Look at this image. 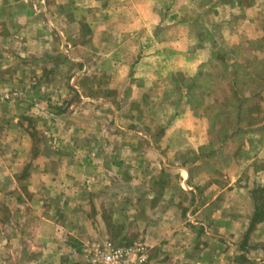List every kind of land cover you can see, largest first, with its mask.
<instances>
[{
    "label": "rangeland",
    "instance_id": "374dc122",
    "mask_svg": "<svg viewBox=\"0 0 264 264\" xmlns=\"http://www.w3.org/2000/svg\"><path fill=\"white\" fill-rule=\"evenodd\" d=\"M189 1L187 4L186 0H0L1 120L9 121L4 115H15L17 126L26 131L19 130L20 134L28 136L32 144L21 176L43 166L44 179L53 180L51 170H55L57 158L70 143L64 138L80 135L74 120L89 113L88 108L84 106L81 111L79 106L94 103L98 98H102V103L106 98L111 99L115 107L123 109L122 121L128 128L124 134L130 136H136L141 127L162 137L174 130L171 122L176 118L190 122L192 130L175 128L178 131L171 134L174 138L171 151L166 143L157 145L171 152L173 163L189 167V177L200 173L207 182L216 176V165L228 168L233 154L243 160L259 153L258 145L264 143L260 139H264V16H257L250 42L235 43L229 35L223 37L231 20L221 27L223 33L219 31L224 23L215 22L212 13L217 10L209 7L210 3L214 7V1ZM253 1L242 0L241 4L249 7L248 2ZM258 1L264 6V0ZM190 7L192 14H188ZM178 9L181 15L173 14ZM150 34L167 47L164 54L172 56L173 62L184 64L187 56L193 58L194 65L185 66L194 74L185 71L179 78L166 79L145 91L138 90L140 80L135 68L145 50L143 41H151ZM192 35L200 36L202 47L198 43L192 46L185 43ZM173 40L178 42L176 46L170 45ZM113 44L118 45L117 49L112 48ZM110 50L123 52L129 60L125 71L120 70L125 79L114 88L119 92L104 89L108 82L106 75L119 66L117 62L111 64L115 56ZM146 50L150 49L146 47ZM102 112L106 114V122L92 129L93 132L83 129L94 134L92 143L85 140L81 146L104 156L100 161L83 160V164H90L85 167V174H75L79 189L93 197L86 208L91 214V224L82 223L81 216L75 223L63 215V210L56 212L55 205L70 197L60 192L61 189L58 193L51 187L48 198L44 197L51 214L56 212L59 226L65 228L66 234L73 235L69 239L74 241L77 237L70 243L71 249H66L64 241L61 243L65 248L57 257L58 264H85V247L101 243L131 251L133 264L152 263L158 256L154 252L150 254L143 239H139L135 218L141 216V211L155 216L153 206L159 195L154 191L157 163L152 158L147 160L146 174L145 170L140 174L135 171L134 159L124 164L134 168L130 175L119 176L110 168L89 170L101 162L113 168L121 160L111 150L121 149L120 144L107 142L119 135L113 126L115 117ZM98 117L99 113L94 118ZM189 133L207 141L201 146L189 144L185 148ZM19 147L22 149L23 144ZM109 150L113 155L105 160ZM262 190L254 191V213L260 215L264 214ZM251 224L249 229L256 225L251 228ZM89 226L94 231L91 237L87 232ZM235 260L241 264L255 263L250 259Z\"/></svg>",
    "mask_w": 264,
    "mask_h": 264
},
{
    "label": "crops",
    "instance_id": "0c3cea01",
    "mask_svg": "<svg viewBox=\"0 0 264 264\" xmlns=\"http://www.w3.org/2000/svg\"><path fill=\"white\" fill-rule=\"evenodd\" d=\"M211 1L216 3L214 7L213 3L209 4L211 9L217 10L212 13L215 22L224 23L219 26V31L231 20L228 27H225L226 32L220 31L223 37L229 35L235 43L250 42L253 39L252 27L256 23V18L258 15L264 16V6L260 5L258 0L248 2L249 7L243 6L242 0ZM190 2L186 0L187 4ZM190 9L191 7L188 14H192ZM175 13L181 15L179 9L173 14ZM232 19H237L238 22L232 23ZM157 23L160 24V21ZM246 28L249 30H245ZM145 33H148L146 29ZM197 37L192 35L186 38L185 43L191 46L194 43H202L200 36ZM150 38V42L143 41L142 48L145 50L135 68L140 80L138 90L145 91L166 79L179 78L180 73L185 71L194 74L185 66L188 63L194 65L193 58L186 55L184 64L173 62L172 56L164 54L167 47H163V44L157 41V36L155 38L150 34ZM175 43L178 42L173 40L170 45L176 46ZM199 46L202 47L200 44ZM116 47L118 45L113 44L112 48L117 49ZM146 47L150 50H146ZM157 48L161 49L154 52ZM110 51L111 55L115 56L111 64L117 62L119 66L115 67V72L106 75L108 82L104 89L107 92L118 90L114 89L115 85L125 79V74L121 71H125L129 62L123 52ZM100 100L102 98L93 100L94 103L79 106L81 111L84 106L88 108L89 113L74 120V123L79 125L76 129L80 135L75 134L74 139L68 135L69 138H64L65 142L70 143L64 146L65 150L62 149L57 158L55 170H51L53 180L44 179L46 170L43 166L30 169L25 176L20 175L24 162L27 163L31 154L32 144L28 136L21 135L25 130L17 126L15 115L12 116L11 113L4 115L3 118L9 121H2L0 111V120L3 123L0 125V264H58L57 257L61 256L63 248L71 249L70 243L77 240V237H74L76 239L71 241L69 238L73 235L66 234L65 228L59 226L61 222L55 219L56 212L60 210L75 223L79 222L78 218L81 216L82 223L91 224V214L86 208L90 206L93 197L79 189V179L75 174L77 172L82 176L85 174V167L90 164H83V160L96 158L100 161L104 156L102 152L87 151L81 146L85 140L92 143L91 135L94 134L83 132V129L93 132L92 129L98 128L103 121L106 122L103 110L115 117L113 126L119 135L114 139H107V142L120 144L121 149L111 150H114V154L119 155L121 160L120 164L113 168L101 162L100 166H90L89 170L96 167L107 171L110 168L119 176L123 173L130 175L134 168L124 164L126 160L134 159L135 171L140 174L145 170L146 174L147 160L151 161L152 158L157 163V167L155 164L152 165L158 170L154 176V191L159 194L157 203L153 206L155 216L152 213L145 215L141 211V216L135 218L139 224V239H143L150 254L154 252L158 256L152 263L149 261L146 264H241L235 260L236 258L250 259L255 262L253 264H264V220L249 229L256 203L254 191L258 188L264 189V143L258 145L259 153L250 154L248 159L238 160L239 157L233 154L229 157L232 161L229 162L227 169L215 163L216 176L212 177L213 179L210 177L206 182L202 180L205 176L200 173L189 177V167L173 163V155L169 152L173 146L171 140L174 139L171 134L179 128L192 130L190 122L176 118L171 122L174 130L162 137H157L155 133L141 127L135 132L136 136H130L124 134L128 128L122 121L123 109L115 107L111 99L106 98L104 103ZM97 113L100 122L94 118ZM19 130H22L21 134ZM191 133L188 134L190 138L185 148L189 144H195L193 147L201 146L207 141V138ZM161 143L169 145L166 147L168 152L157 146ZM21 144L23 147L19 150ZM255 144L257 146L256 142ZM107 153L110 155L105 160L111 159L113 155L110 150ZM88 154L94 157H89ZM190 169L192 170L191 167ZM51 187L58 193L61 189L60 192L70 196L55 205L58 209L54 215L51 214L49 203L44 202V197L48 198L47 194ZM87 232L91 237L94 233L92 226H89ZM63 241L65 247L61 246Z\"/></svg>",
    "mask_w": 264,
    "mask_h": 264
},
{
    "label": "built area",
    "instance_id": "2783aa9c",
    "mask_svg": "<svg viewBox=\"0 0 264 264\" xmlns=\"http://www.w3.org/2000/svg\"><path fill=\"white\" fill-rule=\"evenodd\" d=\"M83 259L85 264H133L131 251L111 243L86 246Z\"/></svg>",
    "mask_w": 264,
    "mask_h": 264
},
{
    "label": "trees",
    "instance_id": "16d2710c",
    "mask_svg": "<svg viewBox=\"0 0 264 264\" xmlns=\"http://www.w3.org/2000/svg\"><path fill=\"white\" fill-rule=\"evenodd\" d=\"M264 191V189L262 190ZM262 220H264V214H258V212L255 211V213L253 214V218L251 220V228L254 224L261 222Z\"/></svg>",
    "mask_w": 264,
    "mask_h": 264
}]
</instances>
